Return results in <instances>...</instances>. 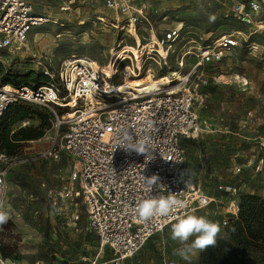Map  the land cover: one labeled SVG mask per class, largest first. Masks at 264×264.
I'll return each instance as SVG.
<instances>
[{
  "label": "rangeland",
  "instance_id": "374dc122",
  "mask_svg": "<svg viewBox=\"0 0 264 264\" xmlns=\"http://www.w3.org/2000/svg\"><path fill=\"white\" fill-rule=\"evenodd\" d=\"M60 3L61 0H33L36 14L57 23L49 21L34 27L26 47L10 52L0 49V83L16 77L19 84H45L46 78H41L42 83L33 80L40 74L34 63L38 56H45L46 65L56 70L72 55L102 65L112 48L128 45L133 49L132 39L104 30L96 20V16L109 18L112 14L100 0H75L66 11L58 9ZM151 3L164 11L169 25L182 23L186 31L158 75H170L184 49L194 50L221 34L251 31L227 17L228 0H151ZM60 22L64 23L63 27L59 26ZM251 43L257 45L255 56L245 53ZM242 44L219 64L205 66L200 79L192 68L191 54L184 58L185 67L181 71L182 76L190 73L185 88L195 94L199 126L196 135L183 137L185 156L192 171L190 181L202 194L216 198L194 211L220 226L227 217V209L226 202L218 197V184L240 185L244 194L264 197V147H259V138L264 135V29L250 35L247 45ZM146 67L156 71L154 63ZM240 76L247 79V84L237 87L233 83L237 84ZM120 77L121 71L113 81L118 83ZM20 105L25 118L16 120L13 109L2 118L0 145L5 128L9 138L20 128L28 127L41 135L20 142L10 153L0 149V156H4L0 158V168L8 170L5 203L9 212L8 221L0 224L1 261L3 264H110L111 254L107 250L100 252L96 235L86 229L82 200L73 196L74 188L69 180L72 161L65 153L57 160L39 157L49 146L60 142L64 128L56 134L54 113L64 110L27 102ZM237 166L240 172L235 170ZM192 213L193 210L188 214ZM171 225L152 235L135 255L121 264H197L199 251L190 261L173 254L180 245L171 239ZM229 256L232 257V251Z\"/></svg>",
  "mask_w": 264,
  "mask_h": 264
},
{
  "label": "built area",
  "instance_id": "2783aa9c",
  "mask_svg": "<svg viewBox=\"0 0 264 264\" xmlns=\"http://www.w3.org/2000/svg\"><path fill=\"white\" fill-rule=\"evenodd\" d=\"M72 1L61 0L58 9L68 10ZM100 1L112 14L109 18L96 16V20L104 30L132 39L138 53L123 52V45L112 48L107 61L100 63L102 67L110 65L109 76L86 57L72 55L58 69L51 70L46 65L47 58L38 56L34 63L47 82L34 86L0 83V120L8 107L21 102L64 110L54 113L56 134L64 128L60 142L49 146L39 157L57 160L65 153L70 158L69 180L74 188L73 196L80 198L85 206L86 229L96 235L99 251L107 250L111 254L110 264H121L135 255L152 235L166 230L177 216L215 201L216 198L202 194L190 181L192 171L185 156L183 137L196 135L199 126L195 94L185 88L190 73L181 75L184 58L193 55L196 78L203 77L205 66L219 64L240 42L247 45L250 35L264 29V0H228L227 17L251 31L221 34L194 50L184 49L170 75L157 73L172 56L175 45L183 40L186 33L183 24L169 25L168 16L152 5L151 0ZM49 21L57 23L36 14L33 0H0V49L10 52L26 47L30 31ZM58 24L64 26L62 22ZM256 51L257 45L251 43L245 53L255 56ZM149 63H154L156 71L146 67ZM119 71L118 83L127 76L145 74L157 86L144 92L126 89L109 93L104 78L116 84L113 80ZM160 79L165 82H157ZM236 81L233 85L237 87L247 84L244 76ZM91 96L98 104L91 101ZM125 132L133 136V142L145 137L152 142L155 149L151 160L146 159V154L122 146ZM259 147H264V135L259 138ZM235 170L240 172L241 168L237 166ZM7 175V168H0V210L9 217L5 203ZM153 175L159 179L148 193L145 181ZM240 188L234 184L217 186L221 192L218 197L226 202L227 209L222 227L238 212L236 194ZM149 195H172L187 207L174 209L169 217L145 221L135 208Z\"/></svg>",
  "mask_w": 264,
  "mask_h": 264
},
{
  "label": "trees",
  "instance_id": "16d2710c",
  "mask_svg": "<svg viewBox=\"0 0 264 264\" xmlns=\"http://www.w3.org/2000/svg\"><path fill=\"white\" fill-rule=\"evenodd\" d=\"M41 75L37 74L33 80L42 83L41 78L45 77ZM29 77L30 75L26 80H29ZM3 83L19 85L16 77ZM12 109L16 120L25 118V110L20 104L8 107L2 118L4 116L6 118ZM8 133V129L5 128L1 134L0 149L5 153L12 152L20 142L37 139L41 135L30 127L20 128L10 138ZM236 186L240 187V185ZM243 191L241 188L238 189L236 194L238 212L235 216L229 217L228 224L220 233L221 238L217 246L199 252L197 264H264V197L244 194ZM230 251L232 257L229 256Z\"/></svg>",
  "mask_w": 264,
  "mask_h": 264
},
{
  "label": "clouds",
  "instance_id": "9594fccd",
  "mask_svg": "<svg viewBox=\"0 0 264 264\" xmlns=\"http://www.w3.org/2000/svg\"><path fill=\"white\" fill-rule=\"evenodd\" d=\"M122 146L128 150L146 154L147 160H151V152L155 149L147 137L139 142H133V136L127 132L124 133ZM158 179L156 175L147 178L145 191L151 193L153 186L157 185ZM186 207L185 202L172 195L167 197L149 195L138 202L135 211L141 219L147 221L153 217H169L174 209ZM8 219V213L0 210V224L6 223ZM220 233L221 226L218 222L210 220L207 216L196 215L194 210L192 214L177 216L171 225V239L178 242L180 247L174 249L173 254L185 261H190L194 253L217 246L218 240L221 238Z\"/></svg>",
  "mask_w": 264,
  "mask_h": 264
},
{
  "label": "bare ground",
  "instance_id": "6f19581e",
  "mask_svg": "<svg viewBox=\"0 0 264 264\" xmlns=\"http://www.w3.org/2000/svg\"><path fill=\"white\" fill-rule=\"evenodd\" d=\"M123 48H124L123 52H128V53L134 52L135 54H137L136 53L137 50L135 47H133V49H132L130 46L127 45L126 47H123ZM94 66L96 69L103 70L104 72H106L108 76L112 74L111 69L104 68L97 63H94ZM109 68H110V65H109ZM157 82L164 83L165 80L160 79V81H157ZM104 86H105V89L109 93L110 92H122L126 89H132V90H135L138 92H144V91L150 90L152 88H155L157 86V84H156L155 80L150 79V77H148L144 74V75H141L138 77H128L127 76L124 81H121V82L116 83V84H114V83L110 82L109 80H107L106 78H104ZM91 101L94 103L96 102V100L92 96H91ZM96 104H98V102H96Z\"/></svg>",
  "mask_w": 264,
  "mask_h": 264
}]
</instances>
